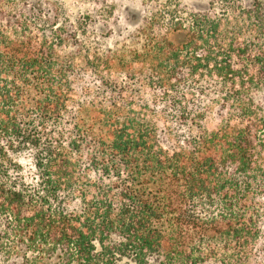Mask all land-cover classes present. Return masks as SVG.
<instances>
[{
  "label": "trees",
  "instance_id": "trees-1",
  "mask_svg": "<svg viewBox=\"0 0 264 264\" xmlns=\"http://www.w3.org/2000/svg\"><path fill=\"white\" fill-rule=\"evenodd\" d=\"M175 19L92 50L0 0V256L264 264V0Z\"/></svg>",
  "mask_w": 264,
  "mask_h": 264
},
{
  "label": "rangeland",
  "instance_id": "rangeland-1",
  "mask_svg": "<svg viewBox=\"0 0 264 264\" xmlns=\"http://www.w3.org/2000/svg\"><path fill=\"white\" fill-rule=\"evenodd\" d=\"M58 9L62 25L74 24L82 35L85 44L92 50L103 44L118 47L132 46L138 39L141 42L150 32L153 22H161L167 28L176 17H187L192 10H205L209 0H48ZM251 1V0H248ZM146 20L149 22L145 24ZM89 23V24H88ZM88 25V26H87ZM106 35V39L102 36ZM21 259L12 255L0 256V264H20ZM54 264L53 260H44Z\"/></svg>",
  "mask_w": 264,
  "mask_h": 264
}]
</instances>
